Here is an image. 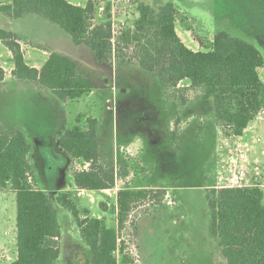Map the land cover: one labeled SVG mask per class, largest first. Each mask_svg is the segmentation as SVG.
<instances>
[{"label": "rangeland", "instance_id": "rangeland-1", "mask_svg": "<svg viewBox=\"0 0 264 264\" xmlns=\"http://www.w3.org/2000/svg\"><path fill=\"white\" fill-rule=\"evenodd\" d=\"M69 1L83 5L87 0ZM97 1L95 23L103 20L104 8L111 4L113 20L130 27L141 1L155 8L172 1L179 10V36L187 37L191 47L206 51L214 35L224 30L251 41L264 56V0ZM117 13L120 16L115 18ZM0 27L26 41L22 48L28 63H43L45 48L54 47L80 61L84 74L95 84L91 94L68 106L53 93L47 97L15 91L18 86L12 75L0 89V131L16 122L29 133L36 183L58 212L62 239L56 264L91 262L75 218L58 203V196L68 192L81 218L106 216L107 225L117 228L121 188L143 190L148 197L134 204L120 230L124 249L117 252L119 264L124 257L131 264H228L219 238L210 231L212 209L207 194L224 185H258L264 192V110L254 120L261 124L252 131L255 147L239 142L234 153L220 155L224 138L216 126L214 100H202L200 89L188 87V80L177 89L167 88L136 61L99 62L90 47L77 45L64 29L39 15L27 14L21 20L0 15ZM0 63L7 74L14 64L2 42ZM260 74L264 81V67ZM80 114L98 120L102 162L116 170V187L107 192L78 189L73 168L83 166L60 149L61 135ZM16 258L17 196L5 189L0 193V264H11Z\"/></svg>", "mask_w": 264, "mask_h": 264}, {"label": "trees", "instance_id": "trees-1", "mask_svg": "<svg viewBox=\"0 0 264 264\" xmlns=\"http://www.w3.org/2000/svg\"><path fill=\"white\" fill-rule=\"evenodd\" d=\"M101 22L95 23L98 1L79 5L69 0H11L0 13L12 19L24 14L42 16L60 26L77 45H87L99 62L111 58L136 61L156 75L161 83L177 89L183 80L200 89L202 100L213 98L216 120L228 136H242L264 110V67L261 50L251 41L227 31H218L206 51L189 48L176 29L179 10L168 1L158 8L141 1L133 26L113 20L111 4ZM120 15L115 14V18ZM196 40L202 45V39ZM0 41L12 52V75L50 89L61 101H77L95 89L81 65L68 55L51 52L40 68L27 63L19 36L0 28ZM6 70L0 66V82ZM60 146L83 167L73 168L80 190L102 191L116 187V170L102 162L98 120L80 114L60 137ZM31 144L18 130L0 132V188L17 196V258L11 264H56L61 255L62 229L49 195L35 178L29 155ZM157 196V195H154ZM146 191L121 188L117 192L118 227L105 218L85 216L68 192L57 200L75 218L82 240L91 253L90 264H119L117 252L124 249L120 230L133 206ZM264 192L258 185L213 188L207 194L212 209L210 231L221 243L228 264H264ZM122 252V251H121ZM123 264H131L124 257Z\"/></svg>", "mask_w": 264, "mask_h": 264}, {"label": "crops", "instance_id": "crops-1", "mask_svg": "<svg viewBox=\"0 0 264 264\" xmlns=\"http://www.w3.org/2000/svg\"><path fill=\"white\" fill-rule=\"evenodd\" d=\"M11 3V0H5V1H3L2 2V4H0V5H3V4H10ZM0 15H3L4 17H6V18H9V19H11V20H17V19H12V18H10V17H8L7 15H5V14H3V13H0ZM27 14H24L21 18H19L18 20H21V19H23L25 16H26ZM44 23H46L45 21H44ZM47 25V24H46ZM52 27V26H51ZM1 28V27H0ZM49 28V27H48ZM3 29V28H2ZM5 29V28H4ZM50 29V28H49ZM53 29H55V28H53ZM176 29H177V27H176ZM6 30H9V31H12L11 29H6ZM178 30V29H177ZM12 32H14V33H16L15 31H12ZM178 32V31H177ZM17 34V33H16ZM179 34V33H178ZM18 35V34H17ZM19 36V38L21 39V43H22V47H23V42H26V41H24V39L22 38V37H20V35H18ZM29 41H34L35 42V40L34 39H31V40H29ZM183 41H184V43L189 47V48H191L192 50H195V51H198L199 49H197V48H193V47H191L190 46V42H189V40H188V38L186 37V39H183ZM1 42V41H0ZM39 46H41V47H44V46H42L41 44H39ZM24 48V47H23ZM45 48V47H44ZM59 50V51H58ZM54 49V47H50V49H46L45 48V50L43 51V54H42V56H46V58L45 59H43V63L48 59V57H49V55H50V53L51 52H59V53H61V54H64V55H68L67 53H65V52H62V51H60V49ZM10 51V50H9ZM23 51H24V49H23ZM203 51V50H202ZM10 53H11V55H12V57H13V54H12V52L10 51ZM24 53H25V51H24ZM68 56H70L71 58H73L74 60H76L73 56H71V55H68ZM25 58H26V53H25ZM27 61V60H26ZM77 61V60H76ZM79 64H80V61H77ZM28 63V62H27ZM43 63H33V64H30V63H28L29 65H31V66H35V67H37V68H40L42 65H43ZM0 66H2L5 70H6V68L4 67V65H2L1 63H0ZM13 67H14V64L12 65V66H10V71H9V73L7 74V70H6V77H5V79H4V81H2V82H0V89H4V88H2V87H5L4 85L7 83V81H8V78L12 75V69H13ZM81 69H82V67H81ZM83 71V70H82ZM84 73V72H83ZM11 78H12V81H13V83H16V85L18 86V88L16 89L15 88V91H17V92H22V93H24L25 95H35V94H39L40 96H42V95H47V97H48V95L50 94V93H53L50 89H48V88H46V87H43V86H41V85H38L37 83H34V82H29V81H22V80H18V79H16L13 75L11 76ZM187 86L189 87L190 86V83H188L187 84ZM15 91H13V94H15L16 92ZM54 94V93H53ZM91 94V93H90ZM55 95V94H54ZM25 100H27V99H25ZM67 106H68V104L66 103V102H64ZM71 115V114H70ZM259 125H261V124H258L257 123V121H252L250 124H249V126L245 129V131H244V133H243V135L242 136H233V135H230V136H228V135H223L224 134V130H223V128H222V125L218 122L217 123V128H219V131H220V133H221V135L223 136V140H222V142L221 143H223L224 145H223V147H219V150H218V152H219V154L220 155H227V156H229V154H230V151L232 152V153H234V150H235V143H239V142H242L244 145H247V146H252L253 148L255 147V145L253 144V142H254V135L252 134V131L256 128V127H258ZM11 129H8V130H10V131H8V130H6V129H4L3 131H0L1 133H7V134H11V133H14V132H16V131H18V130H21V131H23L24 133H25V135H26V137H27V139H28V141L30 142V144H31V150H32V141L30 140V135H29V133H27L26 131H25V129H23V127H21L19 124H16V122L15 123H13L12 125H11ZM221 129V130H220ZM60 142V141H59ZM59 145H60V143H59ZM60 149H62V147L60 146ZM62 150H64V149H62ZM253 151V150H252ZM262 151L264 152V148L262 149ZM231 153V154H232ZM229 161V160H228ZM74 163H76V160L74 159ZM228 164H229V162H228ZM232 186V185H231ZM224 187H226V185H224ZM227 187H229V186H227ZM3 191H5V189H2V188H0V193H2ZM107 191H109V190H102V192H107ZM92 192H95V191H92ZM94 201V200H93ZM104 207L107 209V207H106V205H105V203H104ZM93 216L94 217H99V218H106V216H95V214H93Z\"/></svg>", "mask_w": 264, "mask_h": 264}, {"label": "built area", "instance_id": "built-area-1", "mask_svg": "<svg viewBox=\"0 0 264 264\" xmlns=\"http://www.w3.org/2000/svg\"><path fill=\"white\" fill-rule=\"evenodd\" d=\"M234 186H241V185H234Z\"/></svg>", "mask_w": 264, "mask_h": 264}]
</instances>
